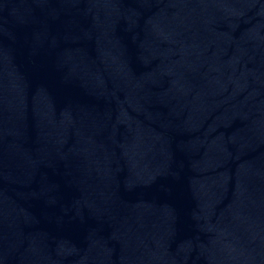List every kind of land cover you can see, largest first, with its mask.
<instances>
[{
    "label": "water",
    "instance_id": "obj_1",
    "mask_svg": "<svg viewBox=\"0 0 264 264\" xmlns=\"http://www.w3.org/2000/svg\"><path fill=\"white\" fill-rule=\"evenodd\" d=\"M0 264H264V0H0Z\"/></svg>",
    "mask_w": 264,
    "mask_h": 264
}]
</instances>
